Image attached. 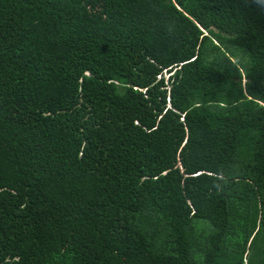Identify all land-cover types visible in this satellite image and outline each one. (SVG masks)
Listing matches in <instances>:
<instances>
[{"label": "trees", "instance_id": "obj_1", "mask_svg": "<svg viewBox=\"0 0 264 264\" xmlns=\"http://www.w3.org/2000/svg\"><path fill=\"white\" fill-rule=\"evenodd\" d=\"M0 264H264V0H0Z\"/></svg>", "mask_w": 264, "mask_h": 264}, {"label": "clouds", "instance_id": "obj_2", "mask_svg": "<svg viewBox=\"0 0 264 264\" xmlns=\"http://www.w3.org/2000/svg\"><path fill=\"white\" fill-rule=\"evenodd\" d=\"M164 74L166 75L165 78H168L169 75H167L166 73H164Z\"/></svg>", "mask_w": 264, "mask_h": 264}, {"label": "rangeland", "instance_id": "obj_3", "mask_svg": "<svg viewBox=\"0 0 264 264\" xmlns=\"http://www.w3.org/2000/svg\"><path fill=\"white\" fill-rule=\"evenodd\" d=\"M166 76V75H165Z\"/></svg>", "mask_w": 264, "mask_h": 264}]
</instances>
